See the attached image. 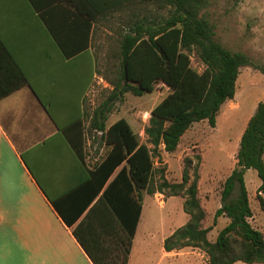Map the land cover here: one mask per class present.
<instances>
[{
  "label": "trees",
  "instance_id": "16d2710c",
  "mask_svg": "<svg viewBox=\"0 0 264 264\" xmlns=\"http://www.w3.org/2000/svg\"><path fill=\"white\" fill-rule=\"evenodd\" d=\"M85 1L90 12L83 5H77L74 17H80L75 22L86 28L87 42L95 35L97 26L105 22L113 25L118 17L115 33L109 40L113 45V56L119 59L117 76L111 79L114 99L118 96L117 90L123 98L127 92L137 96L153 92L159 84L169 88V93L150 111L149 124L144 129L146 141H142L127 118L121 117L107 127L96 116L88 132L91 136L100 135V147L104 144L106 150L89 169L87 185L91 195L87 205L71 221L53 201L69 226H73L89 208L84 219L73 228V233L93 264L129 263L143 210V196L145 193L150 196L156 192L164 193L166 189L170 196H185L183 210L190 215L184 225L163 241L167 252L197 247L207 254L209 264H234L237 261L264 264V234L249 221L253 211L244 179L248 169L258 172L261 178L258 199L264 211V101L258 103L247 122L238 146L237 165L224 183L215 222L223 215L229 222L215 240L208 236L210 227L203 225L207 211L199 197V166L194 168L189 183L191 161L187 160L182 181L170 182L163 169L157 170L154 160L161 161L163 151L175 152L182 136L195 122L207 120L215 127L221 107L235 97L242 67L254 66L262 73L264 67L256 66L249 54L232 51L215 38V25L206 14L214 0ZM28 2L40 13L51 35L62 46L55 31L56 20L53 25L49 13L68 2ZM152 3L159 8H168V16L153 14L148 9ZM0 47L13 74L11 79L0 81L1 99L23 86L26 77L1 42ZM63 51L69 54V51ZM193 52L205 65L202 71L192 65ZM71 143L78 158L84 161L86 153L82 145ZM156 172H161L163 179L158 185L154 178Z\"/></svg>",
  "mask_w": 264,
  "mask_h": 264
},
{
  "label": "crops",
  "instance_id": "0c3cea01",
  "mask_svg": "<svg viewBox=\"0 0 264 264\" xmlns=\"http://www.w3.org/2000/svg\"><path fill=\"white\" fill-rule=\"evenodd\" d=\"M66 1L49 13L53 25L56 20L60 46L28 0H0V42L26 77L23 86L0 99V264H93L73 233L89 208L69 226L53 201L71 221L87 205L89 169L95 162L88 158V146L101 142L88 132L96 116L107 127L121 117L135 131H144L149 124L151 114L146 119L145 109L123 116L114 113L115 105L131 92L121 98L117 90L114 99L111 79L117 76L119 59L113 56V45L107 57L101 55L100 33L108 29L97 26L87 42L86 28L75 22L80 17H74L77 5L90 12L87 1ZM12 76L0 47V81ZM72 141L84 148V161ZM145 257L150 264L162 263L160 256L155 259L150 243Z\"/></svg>",
  "mask_w": 264,
  "mask_h": 264
},
{
  "label": "rangeland",
  "instance_id": "374dc122",
  "mask_svg": "<svg viewBox=\"0 0 264 264\" xmlns=\"http://www.w3.org/2000/svg\"><path fill=\"white\" fill-rule=\"evenodd\" d=\"M148 9L153 14L158 13L165 17L169 14L168 8H159L153 3ZM206 14L215 25V38L219 42L232 51L249 54L256 66L264 67V0H214ZM114 22L113 25L111 22L100 25L108 29L100 33L103 45L101 55H106L105 57L109 54V47L112 45L109 40L115 33L118 17ZM111 30L113 31L110 32ZM191 59L193 67L199 71L204 69L205 65L196 52L192 53ZM236 83L235 97L223 104L217 114L215 127H212L207 120L195 122L182 136L175 152L163 151L161 161L158 158L154 159L157 170L163 169L165 178L170 182L182 181L187 160L191 161L189 183L193 179L194 168L199 166V197L207 211L203 225L210 227L208 236L211 240H215L219 231L229 222V218L225 215L218 217L215 222V213L221 206V195L226 178L237 165L238 146L247 122L258 103L264 101V73L259 69L254 66L242 67ZM168 93L169 88L164 84L157 85L153 92H147L143 96L128 93L125 101L115 105L114 110L116 108L118 110L114 113L119 111V115L123 116L130 115L137 109H145L147 119L151 109ZM136 132L141 135L142 141H146L147 135L142 129ZM96 136L99 138V135ZM101 148L98 141L93 142L88 146V158L95 161V158L104 153V149ZM161 175V172L155 173L156 185L163 181ZM244 179L253 211L249 221L254 228L264 234V211L258 199L261 178L255 169L250 168L246 171ZM236 194L237 190L234 192V195ZM168 197L167 189L164 193L156 192L151 196L144 194V210L130 264H150L145 257L149 243L155 259L161 257V264H209L207 254L197 247H184L166 254L163 242L165 237L184 225L190 218V215L183 210L185 196L177 195L167 199ZM234 264L250 263L237 261Z\"/></svg>",
  "mask_w": 264,
  "mask_h": 264
}]
</instances>
